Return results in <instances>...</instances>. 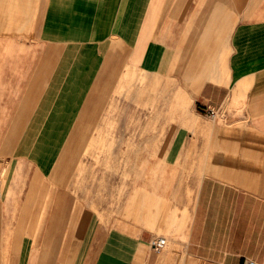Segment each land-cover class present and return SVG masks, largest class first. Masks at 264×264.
Masks as SVG:
<instances>
[{
  "label": "crops",
  "instance_id": "0c3cea01",
  "mask_svg": "<svg viewBox=\"0 0 264 264\" xmlns=\"http://www.w3.org/2000/svg\"><path fill=\"white\" fill-rule=\"evenodd\" d=\"M245 259L264 0H0V264Z\"/></svg>",
  "mask_w": 264,
  "mask_h": 264
},
{
  "label": "built area",
  "instance_id": "2783aa9c",
  "mask_svg": "<svg viewBox=\"0 0 264 264\" xmlns=\"http://www.w3.org/2000/svg\"><path fill=\"white\" fill-rule=\"evenodd\" d=\"M207 115L209 117H214L215 111L212 109H208ZM164 244H165V238L163 236H156L151 240V247L156 251H159L164 246ZM243 264H259V263L252 259H245L243 261Z\"/></svg>",
  "mask_w": 264,
  "mask_h": 264
}]
</instances>
